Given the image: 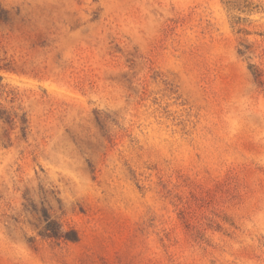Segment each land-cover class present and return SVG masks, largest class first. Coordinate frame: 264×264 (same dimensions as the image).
I'll return each instance as SVG.
<instances>
[{"label":"rangeland","instance_id":"1","mask_svg":"<svg viewBox=\"0 0 264 264\" xmlns=\"http://www.w3.org/2000/svg\"><path fill=\"white\" fill-rule=\"evenodd\" d=\"M0 264H264V0H0Z\"/></svg>","mask_w":264,"mask_h":264},{"label":"trees","instance_id":"2","mask_svg":"<svg viewBox=\"0 0 264 264\" xmlns=\"http://www.w3.org/2000/svg\"><path fill=\"white\" fill-rule=\"evenodd\" d=\"M1 11H3V10H1ZM50 235L49 236H56L55 234V232H53V231H51V233H49Z\"/></svg>","mask_w":264,"mask_h":264}]
</instances>
